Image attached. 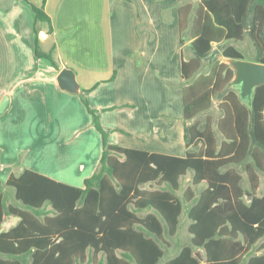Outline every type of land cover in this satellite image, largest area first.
Here are the masks:
<instances>
[{
    "label": "trees",
    "instance_id": "trees-1",
    "mask_svg": "<svg viewBox=\"0 0 264 264\" xmlns=\"http://www.w3.org/2000/svg\"><path fill=\"white\" fill-rule=\"evenodd\" d=\"M32 9L51 30L44 7ZM192 9L189 3L179 7L181 35L182 11L187 15ZM190 35L196 56L181 62L183 117L210 109L213 98H219L220 139L207 116L202 127L185 126L183 156L110 143L98 110L88 105V90L82 89L81 98L102 137L99 166L83 186L29 168L11 173L0 184V264H157L183 211L190 221V244L165 264H264V194L257 195L261 182L264 186L259 174L264 173V84L255 88L248 106L230 86L231 65L214 59L206 73L200 71L214 43L224 58L243 59L244 51L228 42L243 41L246 35L254 43L255 60L264 63V0H199ZM36 54L51 59L37 48ZM123 106L133 105L103 110ZM237 165L244 167L248 189ZM188 170L192 185L178 195ZM3 185L12 187V193L4 194ZM221 202L227 206L220 207ZM7 217L17 221L4 229ZM194 249H201L202 260Z\"/></svg>",
    "mask_w": 264,
    "mask_h": 264
},
{
    "label": "crops",
    "instance_id": "crops-1",
    "mask_svg": "<svg viewBox=\"0 0 264 264\" xmlns=\"http://www.w3.org/2000/svg\"><path fill=\"white\" fill-rule=\"evenodd\" d=\"M198 1L0 0V184L11 173L18 175L23 168H29L55 180L83 186L84 179L94 173L99 163L103 144L80 97L82 89L88 90L84 94L89 107L98 110L108 142L183 156L185 126L200 124L193 121L200 113L190 119L183 117L185 80L181 74L182 60L196 56L190 29ZM187 3L193 9L187 15L182 11L181 35L179 7ZM32 5L44 7L51 30L47 21L35 17ZM36 48L50 54L51 59L37 55ZM214 49L220 56L215 54L209 60L207 56ZM212 50L202 59L203 73L214 59L227 62L216 43ZM63 68L74 73L73 90L59 84L58 74ZM219 101L218 98L217 106ZM120 103L133 106L103 110ZM207 116L220 139V116L216 129L212 115ZM75 129L76 139L82 138L79 154L65 162H51L65 164L66 169H46L40 153L49 150L56 155V150L69 148L75 137L66 132L70 134ZM257 195L260 196L258 191ZM251 196L250 191L245 193L247 201ZM16 221L15 217H7L4 229ZM167 240L166 251L172 246V237ZM183 245H175L174 255ZM200 251L194 249V255L202 260ZM174 255L165 258L163 264Z\"/></svg>",
    "mask_w": 264,
    "mask_h": 264
},
{
    "label": "rangeland",
    "instance_id": "rangeland-1",
    "mask_svg": "<svg viewBox=\"0 0 264 264\" xmlns=\"http://www.w3.org/2000/svg\"><path fill=\"white\" fill-rule=\"evenodd\" d=\"M232 44H234L235 46L239 47L240 49H242L244 51V58H243L244 60H246V61H252V62L255 61V46H254V43L252 42V40L250 39V37L248 35L245 36V38H244L243 41H239V42L238 41H232ZM215 56H220V55L219 54H216ZM206 63H207V60L204 61V68H203V70H205V71H206ZM226 63H228V62H226ZM80 97H81V95H80ZM217 101H218V98H214V102H213L212 107L208 111L200 113L196 118L193 119V121L194 120H198L199 123L201 125H203L206 116L208 114H210L213 117V120H214L213 121L214 122L213 124H214V128L216 129L215 122H216V119L221 114V110L217 106ZM76 130L77 129H75L73 131L71 130L70 131V134L68 132H66V134H68V136L70 135L69 137H71V138H74L75 137L74 138V141H73L74 143L71 142L70 143L71 146L69 148H67L65 150H62V151H60V150L57 151L56 150V152H57L56 155L53 152L49 151V150H47L46 153L45 152H41L40 153L41 156H42L41 157L42 163L45 166H47L46 169H49V168L53 169L55 167H58V168L59 167H62L64 169H66L67 166L65 164L64 165L51 164V162H53V163L56 162V161L65 162L67 160H71L73 156L76 157V155L79 154V152L81 150L80 144L82 142V138L76 139L77 138L76 137V135H77L76 134L77 133ZM217 134L219 135V133H217ZM83 141H84V138H83ZM59 142L60 141H58L56 143H59ZM37 165L38 164H35L36 167H37ZM98 166H99V163L97 164V166L94 169V171L98 168ZM236 168L238 169L239 172H241L243 174L244 179H243L242 183H243V186L248 189L249 183H248V179H247V176L245 174L243 165L236 166ZM88 171L89 170H86V172H88ZM260 176H261V180H263L264 179V174H260ZM191 178H192V170H188V172L186 173V175L183 176L181 178V180H180V182H181L180 183V188L177 191V194L181 195V193L185 190V188L187 186L192 185ZM12 189H13L12 187H6L5 190H4V194L12 193V192H9V190L11 191ZM263 192H264V186H263V183L261 182L260 187L258 189V193L260 195H262ZM12 201H13V199H12V194H11L10 202H12ZM226 206H227V203L221 202L220 207L224 208ZM146 212H147V210L141 212V214L143 215ZM187 225H188V219H187V217H186V215L184 213L182 215V217H181V223L179 225L178 232H177V234L174 237H172V246L167 249L165 257H163V259H161L158 262V264H163L165 258H168V257L174 255V253H175V245L176 244L177 245H183V244L189 245L190 244V235L191 234L187 230ZM195 252H197V251L195 250Z\"/></svg>",
    "mask_w": 264,
    "mask_h": 264
},
{
    "label": "water",
    "instance_id": "water-1",
    "mask_svg": "<svg viewBox=\"0 0 264 264\" xmlns=\"http://www.w3.org/2000/svg\"><path fill=\"white\" fill-rule=\"evenodd\" d=\"M218 52V49L212 50L207 58L211 60ZM226 60L235 71L230 86L237 90L242 102L251 106L255 88L264 84V63L246 61L242 58ZM58 80L61 88L67 90H73L76 84L74 73L69 68L60 70Z\"/></svg>",
    "mask_w": 264,
    "mask_h": 264
}]
</instances>
